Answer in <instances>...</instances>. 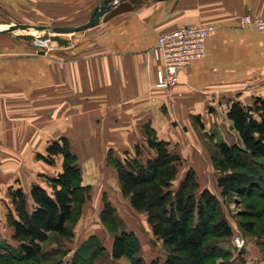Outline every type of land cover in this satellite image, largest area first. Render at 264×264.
<instances>
[{
  "label": "crops",
  "instance_id": "crops-1",
  "mask_svg": "<svg viewBox=\"0 0 264 264\" xmlns=\"http://www.w3.org/2000/svg\"><path fill=\"white\" fill-rule=\"evenodd\" d=\"M152 3L145 20L134 17L135 34L123 32L115 44L106 40L102 47L110 51L101 50L103 54L86 53L85 46L65 63L42 55L6 57V49L0 53V220L7 221L11 207H6L5 188L17 184L29 193L44 169L36 155L43 154L49 139L74 138L83 180L96 186L114 180L101 178L105 153L115 145L134 144L143 123L175 144L189 131L183 122L193 127L192 117L199 116L204 131H213L224 120L230 123L226 113L231 102L264 100V30L239 21L246 13L263 15L264 0ZM193 23L214 26L204 56L179 71L175 87H157L151 51L157 36ZM111 112L115 124L106 117ZM99 119H105L100 133L92 123Z\"/></svg>",
  "mask_w": 264,
  "mask_h": 264
},
{
  "label": "rangeland",
  "instance_id": "rangeland-1",
  "mask_svg": "<svg viewBox=\"0 0 264 264\" xmlns=\"http://www.w3.org/2000/svg\"><path fill=\"white\" fill-rule=\"evenodd\" d=\"M152 1L154 0L119 1L102 15L94 26L73 33L57 34L53 31L54 27H74L86 23L94 8L101 5L103 0H0V53L3 55V50L6 49V52H12L6 53V57L15 56L30 60L31 57L42 55L45 60L67 63L75 58V55H78V52L85 46L86 53L103 54L101 50L109 52L110 50L102 47L103 42L107 40L109 44H115L123 32L129 34L130 37L133 36L138 29L135 18L141 17L145 20L148 16L149 6L153 4ZM12 24L15 25V29H10L9 26ZM1 25L3 26L1 27ZM26 25H41L49 29L27 30ZM103 32L104 34H102ZM38 41H42V43ZM8 48H12L11 51ZM114 50L116 51V49ZM39 51L44 53L41 54ZM106 117H113L110 118V122L115 124V113L111 112ZM104 121L105 119H99L92 122L96 124V132H102L100 131L101 123ZM190 121L193 123V127L189 122H183L189 127L183 141L176 140L174 144L175 139H173L172 142H169L170 149L179 154L182 159L173 186L177 187L186 172L192 169L199 183V189L208 188L215 195L221 214L233 230L231 237L209 241L218 248L219 256L214 257L208 263L264 264V244L261 243L264 241V233L261 234V229H258L255 234H249L239 225L240 221L250 220L251 214H258L256 221L261 224V228H264V195L233 193L223 197L217 183L222 174L229 172V170H220L215 164L214 159L218 156L217 145L223 140L229 143H238L235 130L231 123L225 120L221 122L220 128L213 131L211 129L203 130L199 116L192 117ZM149 126L151 127L149 122L142 124L134 144L129 147L115 145L105 153L103 161L105 163L102 165L104 168L100 173L101 178L103 176V179L107 178V180L113 176L114 180H110V183L106 182V184H97L96 186L86 184L83 180L84 170L81 156L78 158L76 155L82 184L89 185L90 191L77 220L70 223L72 237L64 238L51 235L43 246V251L46 254H41L33 261L28 262L13 261L10 255L2 252L0 248V264H69L73 259L76 261L75 264H150L154 259L163 260L166 257V251L161 240L152 234L145 213L136 211L131 206L129 199L122 194L116 170L107 161L109 152H112L115 157L124 158L137 155V150H139V159L150 158L153 150L149 148L146 141V132ZM59 138L49 139L43 154L36 155L37 159L44 163V169H39L36 184L46 188L49 187L48 179L55 177L63 169V155L49 156L46 151L51 141ZM70 140L68 142L71 150L79 149L75 139L70 138ZM127 148L129 151H124ZM17 186L19 185H13V187ZM4 192L7 207L10 203V196L6 188ZM106 202L113 208V215L117 218L116 225L109 220L107 221L108 227H105L101 222L100 213ZM6 222V220H0L1 247H6L7 244H16L11 238V228ZM124 231L133 232L137 236L138 250L130 257L123 256L113 259L110 254L113 235ZM92 235L98 237L104 249L91 263L90 251L89 255L81 256L78 252L76 253V249ZM236 235H241L245 241L241 248H238L234 243ZM52 250H56V253H52Z\"/></svg>",
  "mask_w": 264,
  "mask_h": 264
},
{
  "label": "trees",
  "instance_id": "trees-1",
  "mask_svg": "<svg viewBox=\"0 0 264 264\" xmlns=\"http://www.w3.org/2000/svg\"><path fill=\"white\" fill-rule=\"evenodd\" d=\"M226 116L239 142L223 140L217 145L215 164L222 171L229 170L218 178L220 194L223 197L233 193L263 196L264 100L258 97L249 105L233 101ZM146 141L153 150L150 158L139 159L137 150V155L124 158L109 152L107 161L117 172L122 194L136 211L145 213L152 234L161 240L166 251L163 260L154 259L150 264H209L208 261L219 256L218 248L209 241L231 237V226L221 214L215 195L208 188L199 189L192 169L177 187L173 186L182 159L170 149L169 141L160 139L150 126ZM46 151L49 156L62 154L64 157L63 169L48 179L49 187L35 183L28 194L21 186L8 189L11 207L6 219L12 226L11 238L16 244L0 245V248L18 263L46 254L43 246L51 235L72 237L70 223L77 220L89 197L90 186L82 184L77 156L68 139L60 137L51 141ZM257 215L251 214L250 220L239 222L245 232L255 234L261 229V234L264 233L256 221ZM100 219L105 227L109 220L114 225L117 223L108 202L101 210ZM138 247L137 236L124 231L113 235L110 254L113 259L130 257ZM103 249L98 237L92 235L79 245L76 253L87 256L90 251L92 263Z\"/></svg>",
  "mask_w": 264,
  "mask_h": 264
},
{
  "label": "built area",
  "instance_id": "built-area-1",
  "mask_svg": "<svg viewBox=\"0 0 264 264\" xmlns=\"http://www.w3.org/2000/svg\"><path fill=\"white\" fill-rule=\"evenodd\" d=\"M240 24L264 30V14H243ZM214 29L211 24L193 23L182 25L157 36L151 51L157 63L155 84L157 87L171 89L179 84V71L190 62L205 54V42ZM234 243L238 248L244 246L241 235H236Z\"/></svg>",
  "mask_w": 264,
  "mask_h": 264
},
{
  "label": "water",
  "instance_id": "water-1",
  "mask_svg": "<svg viewBox=\"0 0 264 264\" xmlns=\"http://www.w3.org/2000/svg\"><path fill=\"white\" fill-rule=\"evenodd\" d=\"M119 1H123V0H103V2L101 3V5L97 6L94 8V10L91 13V16L89 18V20L86 23L80 24L78 26H74V27H69V26H57L53 28V31L57 34H64V33H73L82 29H86L89 27L94 26L97 21L99 20V18L104 15L107 11H109L114 5L115 3L119 2ZM10 29H15V25H11L9 26ZM25 28L27 30L30 29H37V30H43V29H49L46 26H41V25H26ZM39 53H44L43 51H39Z\"/></svg>",
  "mask_w": 264,
  "mask_h": 264
},
{
  "label": "bare ground",
  "instance_id": "bare-ground-1",
  "mask_svg": "<svg viewBox=\"0 0 264 264\" xmlns=\"http://www.w3.org/2000/svg\"><path fill=\"white\" fill-rule=\"evenodd\" d=\"M38 31V30H37ZM39 43H42V41H38Z\"/></svg>",
  "mask_w": 264,
  "mask_h": 264
}]
</instances>
